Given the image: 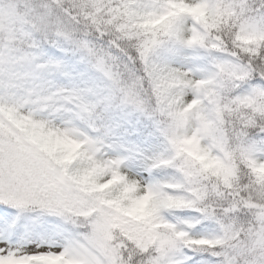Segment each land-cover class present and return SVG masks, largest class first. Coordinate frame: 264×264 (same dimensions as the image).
I'll use <instances>...</instances> for the list:
<instances>
[{"label": "trees", "instance_id": "1", "mask_svg": "<svg viewBox=\"0 0 264 264\" xmlns=\"http://www.w3.org/2000/svg\"><path fill=\"white\" fill-rule=\"evenodd\" d=\"M8 1L26 19L35 45L69 66V88L59 95L62 113L78 125L87 143L79 157L62 165L65 176L80 180L108 151L123 158L121 166L129 172L151 169L158 185L174 187L165 192L173 199H186L204 188L202 201L163 211L171 228L150 241L141 235L138 248L148 242L150 264H261L250 248L264 223V180L252 169L264 163V110L249 107L247 97L264 93V43L244 44L236 37L246 20L264 21V0H208L213 10L208 19L199 22L183 14L177 21L179 32L155 45L124 35L128 21L116 10L124 0ZM194 26L198 40L181 36ZM105 54L112 61L107 65L117 75L121 72L122 80L109 77L96 61ZM173 66L195 76L216 74L199 93L190 90L200 97L190 109L177 99L188 87L178 84ZM192 137L199 152H208L207 163L222 159L228 164L230 187L204 177L207 167L197 157L193 161L182 155L181 146ZM161 160L169 163L159 164ZM119 169L110 166L108 173L113 176ZM86 178V191L87 185L103 179L99 169ZM117 187L85 196L91 200L92 217L130 243L121 218L115 221L107 214L120 195ZM80 221L63 224L64 231L78 239L89 235L91 223ZM193 238L214 239L213 253L194 246Z\"/></svg>", "mask_w": 264, "mask_h": 264}, {"label": "rangeland", "instance_id": "2", "mask_svg": "<svg viewBox=\"0 0 264 264\" xmlns=\"http://www.w3.org/2000/svg\"><path fill=\"white\" fill-rule=\"evenodd\" d=\"M127 2L124 0L116 9L128 21L124 35L137 40L140 37L149 45L177 34L181 15H192L204 22L213 13L208 0H131V7L126 8ZM13 4L0 0V203L7 206L0 205V264H150L148 242L138 248L141 235L145 241L157 233L163 235L171 228L163 221V211L200 202L207 192L195 189L191 197L173 199L165 192L174 187L158 185L151 169L129 172L121 166L124 159L108 151L103 152L101 163H91V169L82 173L80 180L75 179L78 184L67 178L62 165L79 157L87 143L78 125L62 113L59 95L69 88V66L50 58L35 45L26 19L15 12ZM181 36L191 42L199 38L195 26L182 30ZM236 40L264 43V21L246 20ZM96 61L109 77L122 80V73L117 75L107 65L106 61L112 63L109 55ZM173 70L180 77L178 84L188 87L177 97L185 109L200 100L190 90L199 93L202 85L216 78L215 73L202 77L175 66ZM247 101L249 107L264 110V93L255 92ZM197 145L192 137L181 146L182 155L193 161L197 157L207 167L204 177L215 179L223 188L230 187L232 173L228 164L222 159L207 163L208 152L201 149L200 153ZM110 166L119 167V173L110 175ZM253 167L259 179L264 180V163ZM95 169L100 170L103 179L92 187L87 185L86 191L82 183ZM114 184L120 195L107 214L115 221L121 218L129 229L130 243L106 227L99 217L93 218L91 200H86L85 195L105 191ZM79 220L91 223L89 235L82 239L70 237L63 229V224L73 226ZM191 242L213 253L214 239L193 238ZM254 242L250 253L259 256L264 264V223ZM241 247L249 249L246 244Z\"/></svg>", "mask_w": 264, "mask_h": 264}]
</instances>
